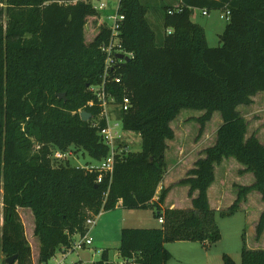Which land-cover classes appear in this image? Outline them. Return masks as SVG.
Segmentation results:
<instances>
[{"label": "trees", "instance_id": "16d2710c", "mask_svg": "<svg viewBox=\"0 0 264 264\" xmlns=\"http://www.w3.org/2000/svg\"><path fill=\"white\" fill-rule=\"evenodd\" d=\"M180 1L177 7L163 8L162 32L149 23L140 0L118 2L124 14L123 46L134 54L120 69L132 101L120 115L123 129L139 135L141 148L117 160L111 175L103 173L100 182L96 171L71 166L68 159L53 164L50 157L51 149L72 151V145L98 161L108 152L97 128L78 112L92 99L88 85L100 81L103 68L99 46L109 30L100 12L82 0H5L0 7L3 264L10 256H15L13 264H33L19 208L32 211L40 263L59 244H69L73 235H84L89 216L113 209L119 200L128 209L152 207L164 222L159 227H123L118 252L123 257L138 253L143 264H166V242L212 244L220 239L207 189L215 165L224 158L245 165L254 182L235 185V200L220 213L233 214L252 190L264 198V144L255 134L246 137L247 121L237 109L264 92V0ZM191 8L229 9L221 45L207 44L204 29L191 20ZM115 94L118 100L117 89ZM183 109L203 111L196 118L198 136L213 112L220 113L222 123L215 143L178 181L189 186L192 207L162 209L167 188L159 191L157 201L153 197L166 171L167 141L174 137L171 122ZM262 233L264 211L255 225V239ZM107 250L93 264H102ZM223 261L235 264L226 254ZM241 264H264V249L243 245Z\"/></svg>", "mask_w": 264, "mask_h": 264}, {"label": "crops", "instance_id": "0c3cea01", "mask_svg": "<svg viewBox=\"0 0 264 264\" xmlns=\"http://www.w3.org/2000/svg\"><path fill=\"white\" fill-rule=\"evenodd\" d=\"M140 1L147 7L146 18L154 28L149 14L156 12V18L159 17L157 15L159 8L155 6L151 7L144 3L148 0L144 2L142 0ZM163 1H165V4L161 6L162 8L177 7L181 3L180 0ZM151 8L154 12H150ZM194 10H200L201 12L199 8H194ZM158 19L162 25V16L157 18V20ZM191 20L193 21V19ZM237 109L247 121L246 137L255 134L258 140L264 144V92L256 93L250 105H239ZM196 113H191L189 115L186 113V115L183 114L182 116H180L179 113L177 117L180 116L181 118H185L193 116L194 118L191 120L195 121V118L201 116L203 111ZM216 113L219 112H213L210 120L205 123L202 134L198 136L197 139L192 140L188 147H185L183 144L186 137L190 135V130H184V126L188 123L182 124L180 129L176 131L174 123L177 117L171 122V127L174 130V137L167 141L169 149L167 148L165 151L166 171L153 197V200L157 201L159 191L167 188L164 201L160 203L162 209H188L192 207L191 197L188 194L189 186L187 184L178 183V181L185 177L187 170L193 167L194 162L199 157L204 156L203 150L215 143L217 129L222 123L221 116L219 120ZM214 126V138L210 136V141L211 139L212 141L208 143V127L211 129V127ZM193 127V132L199 129L198 126H196V128L195 126ZM188 128L190 129V127ZM253 182V173L247 171L245 165L234 157L224 158L219 164H216L214 167V181L207 189L208 202L210 207L215 210V219L218 212L226 210L235 200L237 196V187L235 185H250ZM196 194L197 191H194L193 196ZM237 211H244L246 216H249L254 211L256 212V215L252 217L254 219H252V227L250 229V233L254 238L255 225L259 219L260 213L264 211V198H262L259 192L252 190L246 195V198L240 202L239 208L235 212ZM98 218L99 225L97 226L98 223L96 220L89 232L95 229L101 232L100 236L97 235V237L93 239V246L94 249H108L107 253L109 257L118 251L117 247L119 245L120 231L123 227H159L161 225L154 208L148 206L145 208L128 209L121 206L120 200L113 209L103 211ZM222 237L221 234L220 239L212 244L190 240L166 242L164 243V247L170 254V258L167 260L166 264H224V254L230 256L235 264H241V249L243 245L248 249H264V233H262L260 238L252 245H249L247 240L245 241L243 237V245L240 247V252L237 243H232L234 246L233 251H231L232 249H228V244L221 246L223 244ZM111 244H117V247L113 248ZM38 245L39 242L37 243V249Z\"/></svg>", "mask_w": 264, "mask_h": 264}, {"label": "built area", "instance_id": "2783aa9c", "mask_svg": "<svg viewBox=\"0 0 264 264\" xmlns=\"http://www.w3.org/2000/svg\"><path fill=\"white\" fill-rule=\"evenodd\" d=\"M82 1L91 2V0ZM118 2L116 8L112 11H109L105 0H99L97 6L92 4L93 8L100 12L101 19L109 30V36L107 40L99 46L100 51L104 56L100 81L96 84L88 85L87 89L91 92L93 97L86 102L83 106L84 108L78 109V112L83 110L88 111L86 107H94L97 109V112L94 115L88 111L91 113L89 119L90 126L97 128L101 140L108 147L106 156L99 161L98 165L84 166L89 172L96 171L98 173L96 182L101 181L103 173L111 175L115 162L123 159L128 152L132 151L130 148L131 143L129 142V137L125 138L118 128L120 122L121 129H123L120 113L128 111L132 106L131 91L124 82L120 69L122 65L134 56L133 52L126 50L123 46L121 28L124 21V14L118 11ZM191 11L193 13L194 8H191ZM220 11L222 13L219 17L227 20L230 15L229 9H221ZM201 13L207 15L208 11L202 9ZM115 89L119 92L118 100L116 98ZM101 121H103L104 124H101ZM71 155V150L53 148L50 153L51 162L53 164L64 162L69 159ZM102 212L103 211L101 210L98 214H93L85 220L87 231L84 235H73L72 241L69 244H59L56 251L47 262L39 263L36 260L33 261V264H74L73 261H65L67 255L71 252L89 248V246L93 245V238L89 236V230L95 224L98 216ZM158 221L160 223L164 222L162 215L158 217ZM96 250L97 251L94 252H99L101 255L102 249ZM58 254L61 257L60 259H57ZM115 255L117 256V259L119 257V261H115L117 259H112L113 257L108 256L106 260H103L102 264H143L140 261L138 253H134L129 257H123L117 251L113 254V256ZM50 260L53 262L51 263ZM93 263L94 262H81V264Z\"/></svg>", "mask_w": 264, "mask_h": 264}, {"label": "rangeland", "instance_id": "374dc122", "mask_svg": "<svg viewBox=\"0 0 264 264\" xmlns=\"http://www.w3.org/2000/svg\"><path fill=\"white\" fill-rule=\"evenodd\" d=\"M142 1L144 2L145 0H142ZM91 2L95 6L99 4V0H91ZM105 2L108 6L109 11H112L114 8H116L118 0H105ZM144 3H146L148 6H151V7L155 6L159 8V10L157 9L158 10L157 15L159 16L157 18H160V16L163 14L164 11L161 6L165 4V1L148 0V1H145ZM2 6L3 7L5 6V0H0V7ZM150 12H154L152 8ZM154 13L149 14L153 22L154 29H156L159 32H162V25L160 24L159 19L157 20L156 18V12ZM221 13L222 12L220 10L214 9V10H209L207 15H202L200 10H197V11L194 10V12L191 14V19H193L194 22L204 27L203 29L205 31L207 44L210 47H216L218 45H221L220 35L222 34L224 27L227 23L226 19L219 17ZM196 112H199V111L192 110V109H184L180 112V116H182L183 114L186 115V113L189 115L191 113H196ZM216 114L220 120L219 113H216ZM180 116L177 117L174 123V127H175V130L178 131L182 124L188 123L187 125L184 126V130L185 131L190 130V135L189 137H186L185 141L183 142L184 146L188 147L189 144L192 142V140L198 138L197 131L199 129L198 130L196 129V131L193 132L192 127L195 126L196 128V126H198L199 128V123L196 121V118H195V121L191 120L192 118H194L193 116L185 117V118H181ZM188 127H190V129ZM118 128L120 129L121 134H123L125 138L129 137V142L131 143L130 145L131 150H134V151L140 150L141 139L139 135L133 131H127V130L124 131V129H121L120 122H119ZM214 130H215V126L211 127V129L208 127V135H209L208 143L212 141V139L210 141V136L214 138ZM167 148L169 149V147ZM71 149H72V155L71 157H69L67 161L69 165L84 167L86 165H98L99 164V161L93 159L88 154V152L85 151L84 149L76 148L73 145ZM18 211H19V215L21 217V221L24 226V231H25L27 242L30 246L31 259L32 261H36L38 257V249H37L38 238L33 232L34 219H33L32 211L29 208H19ZM255 215H256L255 211L251 213L249 216H246L244 211H237L231 215H222L220 212H218V214L216 215V222L223 236L222 237L223 244L221 243L222 244L221 246H223L224 244H228L229 245L228 249L229 250L232 249L231 251H233L234 246L232 245V243L233 244L237 243V247H239V252H240V247L243 245V241H242L243 237L245 241L247 240L249 245L255 244V242L257 241L255 239V235L253 238L250 233V229L252 227V219H254L252 217H254ZM97 223H98L97 224L98 226L99 218H97ZM97 235L99 236L101 235V232L98 231V229H95L94 231L89 232V236L92 237L93 239L96 238ZM111 247L116 248L117 244H111ZM94 251H97V250L94 249L93 245L89 246V248L79 249L77 251H74L68 254L65 261H73L74 264H81V262L91 263V262L97 261L100 259L101 255L99 252H94ZM111 257H113L112 259H117L116 255L115 256L112 255ZM60 258L61 257L58 254L57 259H60ZM2 259H3V254L0 253V264H3ZM115 261H119V257ZM50 262L52 263L53 261L50 260Z\"/></svg>", "mask_w": 264, "mask_h": 264}, {"label": "water", "instance_id": "95a60500", "mask_svg": "<svg viewBox=\"0 0 264 264\" xmlns=\"http://www.w3.org/2000/svg\"><path fill=\"white\" fill-rule=\"evenodd\" d=\"M120 57H121V55H120ZM59 97H64V93L59 94ZM79 115H80L81 120H83V121H87L91 117V113L88 111H85V110L80 111ZM14 261H15V256H10V257H7L5 259V264H13Z\"/></svg>", "mask_w": 264, "mask_h": 264}]
</instances>
